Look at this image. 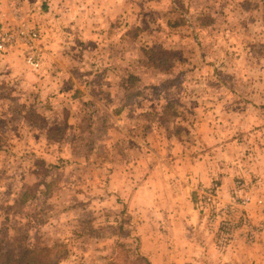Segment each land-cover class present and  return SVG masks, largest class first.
Masks as SVG:
<instances>
[{"label":"rangeland","instance_id":"rangeland-1","mask_svg":"<svg viewBox=\"0 0 264 264\" xmlns=\"http://www.w3.org/2000/svg\"><path fill=\"white\" fill-rule=\"evenodd\" d=\"M0 34V254L264 264V0H0Z\"/></svg>","mask_w":264,"mask_h":264},{"label":"trees","instance_id":"trees-1","mask_svg":"<svg viewBox=\"0 0 264 264\" xmlns=\"http://www.w3.org/2000/svg\"><path fill=\"white\" fill-rule=\"evenodd\" d=\"M147 55L149 56L150 62L155 65L157 68H160L162 70L170 69L172 67V64L170 61L175 60L181 61L180 59L176 58V53L173 52V50H168L162 47H152L148 51H146ZM135 77V76H130ZM135 81V80H134ZM127 82H133V80H129ZM127 82L125 83V86L127 87ZM129 90V88H127ZM138 95L140 93L138 92ZM129 97L133 96L135 97V94L128 95ZM63 124L60 122H55L53 126L49 127V132H65L67 134L69 127H67L66 124ZM88 128L91 129L89 126ZM62 139V138H61ZM55 140V139H54ZM57 142H64L65 139H62L61 141L56 140ZM48 187L51 185L47 184ZM43 193V192H40ZM22 197L25 201L33 200L37 197V194L33 196H29L27 192L23 193ZM122 229V227H120ZM120 246H123L122 243L119 244ZM55 253L54 247H42V246H26L20 254L13 255L11 253L7 254H0V264H53L56 263V261H53L51 263V255ZM68 250L65 245H59L57 246L56 251V257L59 259L57 262H61L62 260H65L68 257ZM136 258L138 259V262H143L144 264H151V262L141 254L140 249L136 248Z\"/></svg>","mask_w":264,"mask_h":264},{"label":"crops","instance_id":"crops-1","mask_svg":"<svg viewBox=\"0 0 264 264\" xmlns=\"http://www.w3.org/2000/svg\"><path fill=\"white\" fill-rule=\"evenodd\" d=\"M215 171H217V170H215ZM219 174V176H220V179H222V181H224V183H225V180H226V184H223V187L222 188H224L225 190H227V189H230V188H227V187H231V186H229L231 183H230V179H229V177H227V176H224V175H222V174H220L221 172H216V174ZM227 173V172H226ZM254 177H256V183H259V182H262L263 180H264V177H263V180H262V178H261V176L260 175H258V174H256V176L254 175ZM256 210H257V208H254V207H252V208H250V210H249V213H250V216L256 221V222H260V220H262V219H264V217L263 216H261V214H260V212L259 211H257L256 212ZM202 228L200 227V230H201ZM197 230V229H196ZM208 234L207 233H205V232H203V240H202V242H201V245H203V249H205V245H210L211 246V243L210 242H208V241H205V239H207V236ZM261 240H263L264 241V235H262L261 237H260V240H259V242L257 243V244H260L261 243ZM237 244H239V245H241L242 244V241H240V243L238 242V243H236L235 245H237ZM232 246H234V244L232 245ZM237 246H235V247H233V249H229L228 251L226 250V253H222V255L223 256H221V254L219 253V251L217 252V258L219 259V261H221V263L223 264L224 262H226V261H229V260H234L235 258L233 257V255H239L241 252H240V250L239 249H237L236 248ZM240 247V246H239ZM244 257V255H239V256H237V257ZM242 260V259H241Z\"/></svg>","mask_w":264,"mask_h":264},{"label":"built area","instance_id":"built-area-1","mask_svg":"<svg viewBox=\"0 0 264 264\" xmlns=\"http://www.w3.org/2000/svg\"><path fill=\"white\" fill-rule=\"evenodd\" d=\"M21 35H24L23 37H25V39H29V40H32V41H34L38 37L37 33L31 32V31L28 32V33L26 31H22ZM13 39H14V37L6 36L5 34H0V52L6 51L7 47L9 46V44L12 43ZM28 62L30 64L34 65V66L38 65L34 61L33 57H29ZM216 187L217 186L211 188V189H214V190H212V191L209 190V192L205 194V196L203 198L204 202L213 203V201H215V199L217 197V193H218V190L215 189ZM238 188L244 191L245 190V185L239 182L238 183ZM249 201H250L249 197H245L244 199L242 198V204H247ZM258 202L260 204L264 203L262 200H259ZM226 228H229V227H226Z\"/></svg>","mask_w":264,"mask_h":264}]
</instances>
